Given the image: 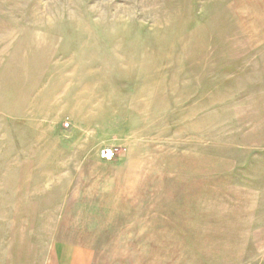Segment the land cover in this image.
Listing matches in <instances>:
<instances>
[{
  "label": "rangeland",
  "instance_id": "obj_1",
  "mask_svg": "<svg viewBox=\"0 0 264 264\" xmlns=\"http://www.w3.org/2000/svg\"><path fill=\"white\" fill-rule=\"evenodd\" d=\"M0 264H264V0H0Z\"/></svg>",
  "mask_w": 264,
  "mask_h": 264
},
{
  "label": "built area",
  "instance_id": "obj_2",
  "mask_svg": "<svg viewBox=\"0 0 264 264\" xmlns=\"http://www.w3.org/2000/svg\"><path fill=\"white\" fill-rule=\"evenodd\" d=\"M101 157L105 159H110L112 157V152L110 150L101 151Z\"/></svg>",
  "mask_w": 264,
  "mask_h": 264
}]
</instances>
